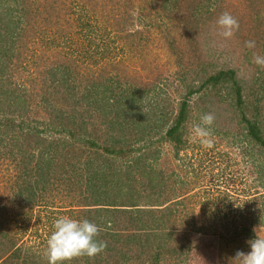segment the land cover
Returning <instances> with one entry per match:
<instances>
[{"label": "rangeland", "instance_id": "1", "mask_svg": "<svg viewBox=\"0 0 264 264\" xmlns=\"http://www.w3.org/2000/svg\"><path fill=\"white\" fill-rule=\"evenodd\" d=\"M60 1L50 0L42 12L38 11L33 20V33L27 42L28 57L18 66L13 79L39 90L46 78L42 75L44 70H56V73L46 74L53 76L48 82L54 77L72 79L73 84H68L71 92L62 91H66L69 101L73 92L80 96L75 112L78 116L66 112L65 117L53 118L49 115L50 109L43 105L27 111L25 121L36 120L38 128H46L39 130L45 142L33 150L30 147L29 156L35 153V158L41 161L44 152L61 150L53 147V139L71 137L67 130H73L75 140L84 145L66 154L65 158L96 160L89 171L102 170L109 176L121 174V169H114L117 166L135 168L137 181L133 176V199L140 208H153L151 203L145 202L152 193L160 199L158 203L171 200L161 208L172 213L174 238L178 236L177 241L184 248L175 255L181 254V264H237L236 253L250 252L249 242L264 237V147L249 133L250 123L256 124L264 137V68L253 63L254 54L264 56V0H177V11L171 16L163 9L165 0H134L133 7L128 3L131 0H105L107 7L103 5L94 10L91 0ZM144 2L153 14L160 10L159 22L162 24L147 29L141 21L130 19L119 24L126 28L120 27L119 34L108 30L112 17L109 15L125 19L126 13L131 11L135 17H140L134 7ZM223 12H229L239 20V31L230 40L219 35L216 24ZM30 14L35 12L31 10ZM92 20L98 22L97 35L89 41L87 24ZM194 20L197 29L192 28ZM186 28L194 32L187 35ZM137 29L141 33L123 34ZM101 40L111 47L101 53L92 51ZM249 40L255 41V48L245 47ZM23 56L19 57L20 62ZM71 61L77 62V67L71 66ZM221 69L225 72L233 70L234 74H227V80L216 84V88L212 82H205ZM194 70L200 72L197 79ZM75 75L81 83L73 80ZM118 78L122 81L121 90L116 84ZM91 80L102 82L103 86L92 91ZM191 87L195 94L189 97L190 103L186 107L185 142L179 149L166 136L179 111L182 95L185 96ZM122 90H126L123 95ZM83 94L88 99H84ZM34 99L39 102L40 95L34 94ZM126 108L133 113L127 114ZM208 112L216 116L211 148L194 140L192 134L201 115ZM139 113L145 114L146 119ZM113 117L119 121L115 127L109 123ZM156 117L161 121L155 120ZM62 121L67 128H63ZM8 129L9 135L0 132V212L6 230L3 232L17 239V246H23L22 252L28 250L31 255L26 262L34 264L36 259L38 264H48L47 240L54 230V221L61 216L83 220L85 209L78 206L83 201L78 202L79 197L71 203L72 197L63 187H57L56 182H47L45 177L50 188L45 194L50 202L37 204L27 200L25 186L33 184L35 176L30 172L26 179L18 177L25 170L23 158L28 148L23 138L32 127L17 125ZM119 137L126 139L116 145L114 141ZM156 139L157 142L152 144ZM110 143L113 146H109ZM158 144L161 145L159 162L164 163H155L152 158ZM19 149L20 153L17 152ZM112 149L125 152L115 158L109 154ZM139 156H142L141 163H135ZM14 157L21 158L20 164ZM173 169L176 171L173 178L162 177L169 176ZM151 172L157 179L156 185L162 187L153 188L149 184ZM52 173H48L51 180ZM122 175L129 177L126 185L131 186L130 175ZM180 180L186 181L187 185L184 187ZM113 197H105L102 201L105 204L101 206L108 207ZM102 215L107 216L106 211ZM138 217L145 222L142 216ZM154 222L151 219V223ZM141 243L147 248L151 245L145 239ZM126 257L128 263L136 258ZM175 258L172 262L180 264ZM3 260L0 259V264ZM19 260V264H24L22 255Z\"/></svg>", "mask_w": 264, "mask_h": 264}, {"label": "trees", "instance_id": "2", "mask_svg": "<svg viewBox=\"0 0 264 264\" xmlns=\"http://www.w3.org/2000/svg\"><path fill=\"white\" fill-rule=\"evenodd\" d=\"M104 1L105 0H91L92 10L105 5ZM165 1L167 3L164 4L163 9L164 11L168 12L167 15L171 16L177 11L175 9L177 0ZM255 1L257 2L259 0ZM48 2H50V0H0V132L2 131V134L4 135H6L7 132V134L9 135V126L18 125L20 128H25V125H27L28 128L32 127L30 131H27L23 138V142L25 144H28V148H26L27 155H25L23 158L25 170L22 171V173H20L18 177H25L26 179V175L28 176L30 172H32V174H34L35 176L33 184H28L25 186L27 200H32L37 204L50 202L48 196L45 194L46 191L50 190L48 184L44 179L45 177L46 180H48L47 182H56L57 187H63L68 196L72 197L70 201L71 203H73L74 199L77 201V199L80 197L78 202L83 201V203L79 204L78 206L85 209V211H83L84 215L86 216L84 219L95 222L102 229L97 239L107 242V248L104 252L100 253L92 259L88 258L87 256H83L65 262V264H177L176 262H172L173 258L175 257H177L179 263L182 262L181 254L175 256L184 248L182 243H179L177 241L178 236L174 238L175 231H172L174 224L171 222L172 213H166L161 208V206L171 200L165 199L164 203H158L160 202V199H157V196H154V193H152V197L150 195L151 198L147 199L145 202L151 203L150 205H153L151 206L153 208H140L138 206L139 204H137V200L133 199V183H135V181L133 180V176L137 181V177L135 176L136 173L134 172L135 170H133L135 168L131 169L130 167H127L126 169H123L122 167L117 166L114 169H121V174L113 173L111 174V176H109V174L102 170L94 173L89 171L91 165L96 160L92 161L91 159H87V161H80L75 157L65 158L64 156L66 154L70 153L72 150H76L77 148H82V146L84 145H82L81 142L75 140V132H73V130H67L68 134H70L71 137L53 139V147L55 148L56 146L61 150L56 149L54 153H51V151H48L47 153L44 152V155H42L41 157V161L35 158V153H32L31 157L29 156L28 152H30V147L33 150L34 147H36L37 145L41 146L40 143L45 142L46 139L45 137H41L39 135V130H45L46 128H38L36 120H32L29 122L25 121L23 119L25 113H27V111H29L31 108L40 107L43 105L46 108L50 109L49 115L53 118L59 119L61 117H65L67 116L66 112H68L70 116L74 115L77 117L78 115L75 112H77V106L81 100L77 92H73L74 95L72 96V99L70 98L69 101L67 100L66 91H62L68 90L69 92H71V90H69L68 88L72 83V79H69L67 77L64 79H55L54 77L51 82H48V78L53 77L52 75L50 77H47L48 73H52V69H47L42 72V75L45 74L46 78L43 79V84L40 87L41 91L34 88L33 86L30 87L29 85H26V83L25 85H22L20 81L13 79V77L16 75L15 73L18 71V66L22 63L25 57H28V54L26 55V49L28 48V38H31V35L33 33V20H36L35 17L38 16V11L42 12L43 7H46ZM59 2L61 1L59 0ZM128 3L132 4L133 7L134 0H131ZM146 4L147 3L144 2L141 5L134 7V10L138 9L140 17H135V15L131 11L126 13L128 15L127 17H125V19L120 18V16L117 18L116 15H109V17H112L109 18L110 23H108V30L119 34L118 30H120V27H123L126 30L125 26H120L119 24H122L123 22L130 19H137V21H141L142 26H144V28L146 27L147 29L158 27L159 24L163 23L161 21L159 22V17L161 15L160 10H155V14H153L152 10L148 9V6ZM197 5H195L196 8ZM105 6L107 7V5ZM31 10L34 11L35 14H30ZM258 15L260 18H262L260 14ZM49 17L50 16L46 18ZM119 18L121 21L119 20ZM97 24L98 22L93 20L88 22L87 24V36H89V41L93 39V36L97 35ZM83 27L85 28L86 26ZM192 28H198L196 20H194ZM139 32L141 33L140 29H137L135 31L123 32V34L125 33L127 36H131L132 34H137ZM185 32L188 35L191 32H194V30L191 28H186ZM101 34L103 33L101 32ZM110 47L111 45L108 42H104L101 40V42H99L92 51L101 53L102 51L108 50ZM23 54L24 56L20 62L18 59L19 57H22ZM70 65L77 67L78 63L71 61ZM193 72H196L197 79L200 75L199 70H194ZM53 73H56V70L55 72L53 71ZM227 74L233 75L234 72L233 70L225 72L221 69L216 75L207 77L205 79V82L208 84L212 82L213 87L216 88V84H221L222 80H227ZM201 77L202 76H200V78ZM181 78H183L184 81V77ZM73 80L80 82L77 75L74 76ZM83 80L85 82V78H83ZM23 81L26 82L27 79ZM91 81V86L89 87L92 91H96V89L98 88L97 86H103L102 82H97L96 80ZM116 84L121 90L122 81L119 78L116 81ZM6 85L8 87H6ZM64 87L67 89H64ZM192 88L193 87L188 90L185 96L182 95L183 99L180 102L179 111H177L176 113L175 120L171 122L168 134L166 136V138L174 142L176 144L175 146L179 149L185 142L183 131L188 120L186 107L190 103L189 97H191L192 94H195V91ZM104 89H106L105 86ZM125 92L126 90H122L121 95H123ZM34 94L38 96L40 95L39 102L34 99ZM116 94L117 92L115 93V95ZM82 97L84 99H88L85 94H83ZM128 109L129 108H126L127 114H132L133 112ZM116 113L119 118L120 112L117 111ZM144 113L147 114V112ZM163 113L166 114L165 112ZM145 114L142 113L141 115L146 119ZM164 114H162V116ZM156 119L158 118L156 117L155 120ZM158 120L161 121L160 119ZM39 122L40 121L38 120L37 123ZM109 123L110 126L115 127L116 123H119V121H117V118L113 117L109 119ZM61 125L63 126V128H67L66 124L63 121ZM249 129V133L264 147V137L261 135L262 132L259 127L256 124L250 123ZM12 136L15 137L16 135ZM125 139H123V137H119L114 142H116V145H120L125 141ZM106 142V144L108 145L109 141L106 140ZM155 142H157V139L153 140L152 144H154ZM112 143H110L111 145L109 146H113ZM92 145H95V142H93ZM51 147L52 146H50L49 149ZM104 148L107 149L108 147L106 146ZM160 150L161 145L158 144V148L156 151H154L155 153L152 157L155 163L165 162H159ZM17 152L20 153L21 149H19ZM123 152L112 149L109 151V154L114 155V157L116 158L118 157V154H122ZM103 158H105L104 155ZM14 159L16 162L18 161V164H20L21 158L18 159L17 157H14ZM141 161L142 156H139L136 158L135 163H141ZM101 164L102 160L98 161L99 169L101 167ZM29 165H31V167ZM29 169L30 171H28ZM158 170H160V173L163 172L161 169ZM49 172H53L52 180L48 175ZM175 173L176 171L173 169L169 176L162 175V177L169 178L171 176L173 178V175ZM32 174L30 175V180ZM122 174L130 175V177L132 178L131 186L130 184L129 187H127L126 185V183H128L129 177H123ZM38 176L40 177L38 178ZM148 178V182L153 186V188L161 185H156L157 179H154L155 176L153 172H151V176H149ZM180 181L182 183L184 182V187L187 185L186 181ZM162 186L163 185H161L160 187ZM110 196H114V202L112 201L111 203H108V207H102L101 205L105 204L102 203L104 198ZM142 198L143 196H141V199L139 200L141 201ZM93 205L99 206L96 207ZM96 211H98V214H93L94 212L96 213ZM103 211H106L107 216L102 215ZM138 216H142L145 219V222H141L142 220H140ZM151 219L155 222L151 223ZM4 228L5 225L2 213L0 212V231L2 230L0 232V259L4 258L2 264H19V257L21 255L23 256L24 264H31L30 262L25 261L31 254L27 252L28 250L22 252L23 246H17V239L12 236L10 237L7 232L4 233ZM4 231L6 230L4 229ZM237 234L242 235L240 232H237ZM152 237L153 240L151 241L150 239ZM143 239H145L146 242H149L148 244H151L148 248L147 246L144 247L142 245L141 241H143ZM165 254H169V257H171V259H169L168 256L164 257ZM129 255L136 257L132 261V263H128L126 261V256ZM31 258L34 259L35 255L32 254ZM38 263V260L34 259V264Z\"/></svg>", "mask_w": 264, "mask_h": 264}, {"label": "clouds", "instance_id": "3", "mask_svg": "<svg viewBox=\"0 0 264 264\" xmlns=\"http://www.w3.org/2000/svg\"><path fill=\"white\" fill-rule=\"evenodd\" d=\"M219 35L225 40L232 39L239 31V20L229 12H223L216 21ZM255 41L245 42V47L255 48ZM253 63L264 68V56L254 54ZM216 116L212 112L204 113L200 122L192 128L193 139L203 146L211 148L213 145L212 125ZM102 229L88 219H73L61 216L54 221V230L47 240L46 255L48 264H65L76 258L87 256L92 259L107 248V242L98 240ZM250 252L238 251L234 258L237 264H264V237H256L250 241Z\"/></svg>", "mask_w": 264, "mask_h": 264}]
</instances>
